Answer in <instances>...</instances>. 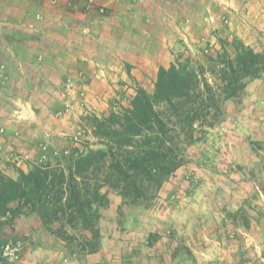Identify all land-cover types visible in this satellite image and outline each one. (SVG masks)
<instances>
[{"label":"crops","instance_id":"crops-1","mask_svg":"<svg viewBox=\"0 0 264 264\" xmlns=\"http://www.w3.org/2000/svg\"><path fill=\"white\" fill-rule=\"evenodd\" d=\"M218 36L264 39V0H0V172L62 151L86 115L115 108L133 81L151 91L178 52ZM245 90L235 116L264 141V79Z\"/></svg>","mask_w":264,"mask_h":264},{"label":"rangeland","instance_id":"rangeland-1","mask_svg":"<svg viewBox=\"0 0 264 264\" xmlns=\"http://www.w3.org/2000/svg\"><path fill=\"white\" fill-rule=\"evenodd\" d=\"M218 37L201 48L220 49ZM250 46L262 50L264 39ZM199 49L178 52L175 59L179 54L196 58ZM260 77L264 79V71ZM138 84L133 81V91L112 110L127 105ZM245 93L234 100L231 115L224 102L221 121L205 139L186 147L187 161L152 196L134 199L107 185L101 189L109 204L99 208V264H264V141L252 128L243 134L235 116ZM112 110L93 114L101 117ZM92 125L90 119L80 121L62 151H52L36 163H56L61 153L97 141ZM13 167L17 177L21 169ZM11 205L17 207L16 202ZM25 214L34 219L23 230L12 226L10 215L4 218L0 264H86L81 255L91 253L89 243L95 241L90 231L58 221L48 228L38 214Z\"/></svg>","mask_w":264,"mask_h":264},{"label":"trees","instance_id":"trees-1","mask_svg":"<svg viewBox=\"0 0 264 264\" xmlns=\"http://www.w3.org/2000/svg\"><path fill=\"white\" fill-rule=\"evenodd\" d=\"M218 40L220 49L200 48L196 58L179 54L161 66L153 92L137 85L120 110L86 115L97 141L61 153L56 163L21 169L15 178L0 173V227L8 215L24 213L38 214L48 228L54 221L80 224L95 240L89 251L97 252L99 208L109 204L101 189L134 199L159 191L187 161L186 147L221 121L224 102L240 98L248 80L263 73L264 49L237 37Z\"/></svg>","mask_w":264,"mask_h":264},{"label":"built area","instance_id":"built-area-1","mask_svg":"<svg viewBox=\"0 0 264 264\" xmlns=\"http://www.w3.org/2000/svg\"><path fill=\"white\" fill-rule=\"evenodd\" d=\"M46 157H47V156H46V155H44V156L42 157V159H44V158H46ZM42 159H41V160H42Z\"/></svg>","mask_w":264,"mask_h":264}]
</instances>
